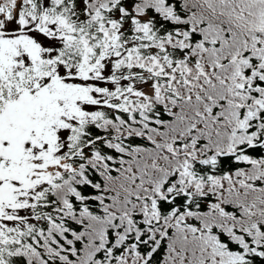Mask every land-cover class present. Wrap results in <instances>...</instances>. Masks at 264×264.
<instances>
[{"label": "snow or ice", "instance_id": "6c2138e0", "mask_svg": "<svg viewBox=\"0 0 264 264\" xmlns=\"http://www.w3.org/2000/svg\"><path fill=\"white\" fill-rule=\"evenodd\" d=\"M0 264H264V0H0Z\"/></svg>", "mask_w": 264, "mask_h": 264}]
</instances>
